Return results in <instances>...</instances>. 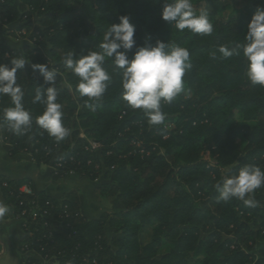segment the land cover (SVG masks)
I'll return each mask as SVG.
<instances>
[{
	"label": "trees",
	"instance_id": "16d2710c",
	"mask_svg": "<svg viewBox=\"0 0 264 264\" xmlns=\"http://www.w3.org/2000/svg\"><path fill=\"white\" fill-rule=\"evenodd\" d=\"M165 0H0V30L26 28L31 43L20 48L0 42V64L29 60L17 72L25 92L23 104L33 117L24 135L1 129L10 153L30 154L38 166L50 164L55 179L78 173L95 181L102 198L120 203L115 211L87 217L80 190L61 198L47 192L27 193V177L0 176L4 201L15 215L27 218L26 264H264V187L256 190L257 207L232 198L217 200L216 185L248 165L264 170V87L246 78L242 56L223 58L219 46L245 43L247 25L264 0H249L237 17L226 18V0H192L213 24L210 35L180 32L161 18ZM120 16L135 26L136 47L157 40L173 42L190 53L184 91L163 103L165 120L150 126L141 110L121 99V75L106 59L112 82L95 111L76 91L78 78L62 57L99 51L103 35ZM119 51H123L120 49ZM215 53L212 55L211 53ZM32 64H48L57 73V102L70 134L57 142L35 123L44 105L33 102L37 87L46 89ZM89 103H92L89 101ZM10 98L0 96L2 109ZM169 125H171L169 127ZM101 145L93 149L91 142ZM209 153L212 161L203 158ZM36 216H32L33 207ZM151 228V238L143 233Z\"/></svg>",
	"mask_w": 264,
	"mask_h": 264
},
{
	"label": "clouds",
	"instance_id": "9594fccd",
	"mask_svg": "<svg viewBox=\"0 0 264 264\" xmlns=\"http://www.w3.org/2000/svg\"><path fill=\"white\" fill-rule=\"evenodd\" d=\"M161 18L180 32L187 30L193 34L210 35L214 30L209 12L205 9L197 12L192 0H165ZM119 21L111 24L104 33L99 51L89 50L79 58H76V52L69 51L62 57L64 66L78 78L76 91L81 98H87L85 106L95 111L112 82L104 67L106 59H111L121 75V99L128 107L141 110L150 126L162 125L165 120L162 102L172 103L184 91L183 77L191 68L189 50L173 42L166 44L157 40L155 44L137 47L129 59L128 51L136 47L135 26L128 16H120ZM244 40V44L231 49L219 46L217 51L226 59L242 54L247 64V80L253 86L264 87V8H257L253 14ZM211 54L215 55L214 52ZM29 62L19 56L11 58V67L0 64V96H7L11 101V106L3 108L0 114V129L7 128L18 135L29 132L34 122L23 104L25 92L17 83L18 70L24 69ZM31 67L33 72L38 71L45 84L52 85L43 90L36 89L33 102L42 103L44 111L35 117V123L59 142L70 134V130L63 124V106L57 102V73L49 71L48 64H32ZM215 187L218 202L237 198L245 206L257 207L259 201L254 194L264 187V170L246 164L237 174L224 178ZM10 211L7 204L0 202V220Z\"/></svg>",
	"mask_w": 264,
	"mask_h": 264
},
{
	"label": "crops",
	"instance_id": "0c3cea01",
	"mask_svg": "<svg viewBox=\"0 0 264 264\" xmlns=\"http://www.w3.org/2000/svg\"><path fill=\"white\" fill-rule=\"evenodd\" d=\"M1 31L2 30H0V36L3 35ZM9 38H11V36H9ZM6 40L9 41H4V39L0 37V42H4L15 48H20L17 43L23 42V40V45L28 43L26 42L27 38H11V40ZM53 172L54 169L50 164L44 163V165L38 166L30 154L21 153L16 156L11 155L10 147L0 129V176L13 179L27 177L31 180V186L28 188L29 190L36 193L45 191L55 198H61L69 190L79 189L81 211H83L88 218L99 217L102 214L100 213L98 216H92V214L89 213V206H85L82 185H88L89 182L92 184L93 181L78 173H70L64 178L55 179L53 177ZM0 202L6 204L1 188ZM10 209L11 211L8 216L0 220V264H26L30 257L44 260L43 257L35 251H26L24 249V239L27 235L24 231V219L17 217L11 207Z\"/></svg>",
	"mask_w": 264,
	"mask_h": 264
},
{
	"label": "rangeland",
	"instance_id": "374dc122",
	"mask_svg": "<svg viewBox=\"0 0 264 264\" xmlns=\"http://www.w3.org/2000/svg\"><path fill=\"white\" fill-rule=\"evenodd\" d=\"M226 2L229 4V7L224 12V15L226 18H229V17H237V15L240 13V9L244 8L249 3V0H226ZM1 33L3 35H1L0 37L1 39H4V41H9L6 39L11 40V38H16V39L28 38L26 42L31 43L29 32L26 35L20 37L15 35L14 33L9 32L8 30H3L1 31ZM9 36H11V38H9ZM23 43L24 40L23 42H19L17 44L18 46L22 47ZM170 126L171 125H169V127ZM203 158L208 161L213 160V157L209 153H205L203 155ZM105 173H106V169L102 171L99 178L94 182H92V184L89 182L88 185H82V189L84 190L83 194L85 198V206L86 207L89 206L88 208H90L91 210V211L89 210V213L92 214V216H98L100 213H104L107 211L110 212V211L118 210L121 206L120 203L113 198L110 199L102 198L99 192L97 191V189L95 188L96 183H101L105 181L104 179ZM151 233H152L151 228L145 229L143 233V241L145 242L149 241L151 238Z\"/></svg>",
	"mask_w": 264,
	"mask_h": 264
},
{
	"label": "built area",
	"instance_id": "2783aa9c",
	"mask_svg": "<svg viewBox=\"0 0 264 264\" xmlns=\"http://www.w3.org/2000/svg\"><path fill=\"white\" fill-rule=\"evenodd\" d=\"M1 22V21H0ZM6 28L8 29V31L9 32H11V33H14L15 35H17V36H23V35H26L27 33H28V31H27V29L26 28H22V29H18V30H15V29H13V28H11V27H9V26H6ZM28 39V38H27ZM30 39H31V37H30ZM91 145H92V147H93V149H99L100 147H101V145L99 144V143H97V142H95V141H92L91 142ZM26 187V188H25ZM25 188V189H24ZM29 187L28 186H23L22 187V190H24V191H26L27 193H32L33 191H31V190H29L28 189ZM34 209H36V206H34L33 207V209H32V211H30L31 212V215L32 216H36V212L34 211ZM24 219V228H25V226H26V224H27V218H23ZM25 247H27V245L25 244L24 245V248ZM42 261H44V260H42Z\"/></svg>",
	"mask_w": 264,
	"mask_h": 264
}]
</instances>
